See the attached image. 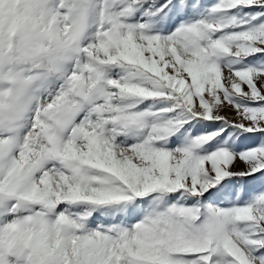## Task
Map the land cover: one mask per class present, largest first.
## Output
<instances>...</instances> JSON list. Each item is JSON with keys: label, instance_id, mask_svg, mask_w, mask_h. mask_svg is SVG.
Instances as JSON below:
<instances>
[{"label": "snow or ice", "instance_id": "obj_1", "mask_svg": "<svg viewBox=\"0 0 264 264\" xmlns=\"http://www.w3.org/2000/svg\"><path fill=\"white\" fill-rule=\"evenodd\" d=\"M0 264H264V0H0Z\"/></svg>", "mask_w": 264, "mask_h": 264}]
</instances>
